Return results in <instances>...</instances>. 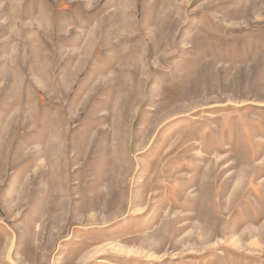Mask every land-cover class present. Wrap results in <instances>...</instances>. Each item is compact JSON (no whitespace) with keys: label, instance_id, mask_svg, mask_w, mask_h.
I'll return each instance as SVG.
<instances>
[{"label":"rangeland","instance_id":"obj_1","mask_svg":"<svg viewBox=\"0 0 264 264\" xmlns=\"http://www.w3.org/2000/svg\"><path fill=\"white\" fill-rule=\"evenodd\" d=\"M0 264H264V0H0Z\"/></svg>","mask_w":264,"mask_h":264}]
</instances>
